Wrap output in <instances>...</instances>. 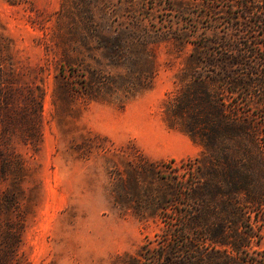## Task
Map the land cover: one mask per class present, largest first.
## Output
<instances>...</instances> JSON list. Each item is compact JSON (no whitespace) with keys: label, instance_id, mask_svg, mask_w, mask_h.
I'll use <instances>...</instances> for the list:
<instances>
[{"label":"rangeland","instance_id":"rangeland-1","mask_svg":"<svg viewBox=\"0 0 264 264\" xmlns=\"http://www.w3.org/2000/svg\"><path fill=\"white\" fill-rule=\"evenodd\" d=\"M231 2L0 0V264H161L148 248L163 206L202 150L164 100L204 26L227 31ZM252 96L241 111L264 146ZM254 230L261 258L264 219Z\"/></svg>","mask_w":264,"mask_h":264},{"label":"trees","instance_id":"trees-1","mask_svg":"<svg viewBox=\"0 0 264 264\" xmlns=\"http://www.w3.org/2000/svg\"><path fill=\"white\" fill-rule=\"evenodd\" d=\"M230 6L227 31L209 35L204 26L164 100L168 123L202 150L182 160L181 179L174 176L163 242L143 245L161 264H264V255L252 256L255 225L264 219V146L258 125L241 111L254 92L264 103V0ZM189 35L177 39L187 43ZM170 205L175 216L167 215Z\"/></svg>","mask_w":264,"mask_h":264}]
</instances>
